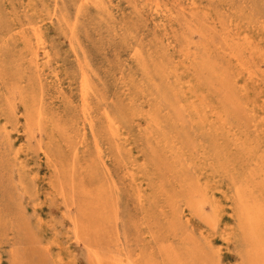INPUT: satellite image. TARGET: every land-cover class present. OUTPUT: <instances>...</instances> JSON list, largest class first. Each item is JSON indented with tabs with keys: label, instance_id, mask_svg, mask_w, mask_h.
Returning <instances> with one entry per match:
<instances>
[{
	"label": "rangeland",
	"instance_id": "374dc122",
	"mask_svg": "<svg viewBox=\"0 0 264 264\" xmlns=\"http://www.w3.org/2000/svg\"><path fill=\"white\" fill-rule=\"evenodd\" d=\"M0 264H264V0H0Z\"/></svg>",
	"mask_w": 264,
	"mask_h": 264
},
{
	"label": "bare ground",
	"instance_id": "6f19581e",
	"mask_svg": "<svg viewBox=\"0 0 264 264\" xmlns=\"http://www.w3.org/2000/svg\"><path fill=\"white\" fill-rule=\"evenodd\" d=\"M94 63H95V62H94ZM74 153H75V152H74ZM235 196H236V195H235ZM99 209H100V208H99ZM239 213H240V211H239ZM235 214H236V213H235ZM239 215H240V214H239ZM237 216H238V215H237ZM246 217H248V216H246ZM237 221H238V220H237ZM247 221H248V220H247ZM102 222H103V221H102ZM76 225H78V224H76ZM76 225H75V226H76ZM76 227H77V226H76ZM76 227H75V228H76ZM251 229H252V228H251ZM77 230L79 231V229H77ZM244 234H245V232H244ZM83 235H84V234H83ZM247 235H248V233H247ZM250 236H252V235H250ZM250 236H249V237H250ZM249 237H248V238H249ZM79 238H81V237H79ZM250 238H251V237H250ZM252 238H253V237H252ZM246 244H247V243H246ZM253 247H254V246H253ZM251 249H252V248H251ZM248 251H249V250H248ZM250 251H252V250H250ZM249 253L252 254L253 252H249ZM247 254H248V253H247ZM94 256H95V255H94ZM196 256H197V255H196ZM96 257H97V256H96ZM98 262H99V261H98ZM102 262H103V261H102Z\"/></svg>",
	"mask_w": 264,
	"mask_h": 264
}]
</instances>
